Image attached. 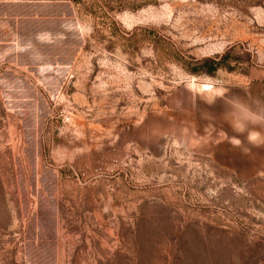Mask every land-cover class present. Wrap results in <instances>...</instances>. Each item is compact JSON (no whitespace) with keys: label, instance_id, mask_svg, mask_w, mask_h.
Wrapping results in <instances>:
<instances>
[{"label":"rangeland","instance_id":"obj_1","mask_svg":"<svg viewBox=\"0 0 264 264\" xmlns=\"http://www.w3.org/2000/svg\"><path fill=\"white\" fill-rule=\"evenodd\" d=\"M0 264H264V0H0Z\"/></svg>","mask_w":264,"mask_h":264},{"label":"trees","instance_id":"obj_2","mask_svg":"<svg viewBox=\"0 0 264 264\" xmlns=\"http://www.w3.org/2000/svg\"><path fill=\"white\" fill-rule=\"evenodd\" d=\"M228 54H229V52H226L224 55H222V57L220 59L204 58V59L198 60L197 64H199V67H201V69H202V66L204 64H206L205 67H208L206 70V73L212 75L216 71H218L219 69L227 67V66H225V62H226L225 60L227 59ZM198 71H200V70H198ZM195 73H199V72H195Z\"/></svg>","mask_w":264,"mask_h":264}]
</instances>
